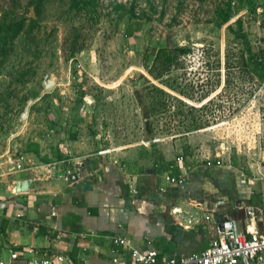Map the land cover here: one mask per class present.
<instances>
[{
  "label": "rangeland",
  "instance_id": "rangeland-1",
  "mask_svg": "<svg viewBox=\"0 0 264 264\" xmlns=\"http://www.w3.org/2000/svg\"><path fill=\"white\" fill-rule=\"evenodd\" d=\"M73 1L35 9L31 0H0L1 25H26L0 57V193L15 164L30 166L27 154L49 167L62 149L264 165V73L260 80L245 42L226 29L240 18L264 63V0L239 11L232 1L222 27L215 10L227 0H97L90 12ZM160 50L169 63L155 59Z\"/></svg>",
  "mask_w": 264,
  "mask_h": 264
},
{
  "label": "crops",
  "instance_id": "crops-1",
  "mask_svg": "<svg viewBox=\"0 0 264 264\" xmlns=\"http://www.w3.org/2000/svg\"><path fill=\"white\" fill-rule=\"evenodd\" d=\"M67 152L49 167L27 154L30 166L9 173L0 193V260L58 254L64 264H131L127 248H135L154 249L161 263L208 249L225 221L242 233L264 231V165ZM25 180L28 191L15 193ZM117 237L126 249L112 243Z\"/></svg>",
  "mask_w": 264,
  "mask_h": 264
},
{
  "label": "built area",
  "instance_id": "built-area-1",
  "mask_svg": "<svg viewBox=\"0 0 264 264\" xmlns=\"http://www.w3.org/2000/svg\"><path fill=\"white\" fill-rule=\"evenodd\" d=\"M182 160V157L176 158L179 163ZM220 164V160L206 161L207 166H219ZM15 169H22L21 164H16ZM164 180L167 183H183L182 178L169 175H165ZM219 234V239L211 241L208 249L200 253L168 259L161 263H158V254L154 249L127 248L126 239L119 237L112 239V243L115 246L128 249L131 264H264V231H249L247 229L245 233H242L236 222L229 220L223 223L222 231ZM27 254L33 256L34 251L28 249ZM66 261V257L58 254L39 259H20L17 253H12L9 261L0 260V264H64ZM112 262L118 263L119 259L114 258Z\"/></svg>",
  "mask_w": 264,
  "mask_h": 264
},
{
  "label": "trees",
  "instance_id": "trees-1",
  "mask_svg": "<svg viewBox=\"0 0 264 264\" xmlns=\"http://www.w3.org/2000/svg\"><path fill=\"white\" fill-rule=\"evenodd\" d=\"M235 1V5H237L236 7V11L240 8H242L244 5L247 4H251L253 0H227L226 3L220 5L219 7L216 8L215 10V16H216V26L217 27H222L223 25L227 24L231 18L234 15V11L231 5V2ZM45 0H31V5L34 6L35 9H38L39 7H41L42 3H44ZM73 7L78 11H85V12H90L93 11V9L96 6L97 0H74L73 2ZM71 3V4H72ZM233 25L235 26V28H233L232 25H228L226 27V29L228 30V32H230L235 39L237 40H241L242 42H245L246 45V49L245 52L246 54H248V58H249V64L251 66H253V70L255 71V73L257 74L258 78L261 80L262 75L264 73V63H259L261 61V59H259L258 57H256L255 54H253L250 50V48L248 47V44L246 43V35L243 32V26H242V21L240 18L236 19L233 23ZM25 23L24 22H13L7 25H1L0 24V57L2 59H5L6 56L8 55V53H10L13 49L14 43L15 41L22 35L24 29H25ZM180 52L184 53L185 50L181 49ZM164 57L166 58L167 63L170 62V56L166 54V52L164 50H160L157 54H156V58H161ZM243 56L240 57L239 59L242 60ZM230 52L226 51L225 53V60H224V68H225V80H224V87L223 89L227 88L229 86V77H230V72L232 70V66H231V60H230ZM259 61V62H258ZM166 63V65H167ZM169 66V64L167 65V67ZM154 79H160V75H155ZM167 86V85H165ZM151 91H155L160 97L161 96H170L168 95L166 92H164L162 89L158 88L157 86H152V90ZM181 96L185 95L181 92L178 93ZM136 95L138 96V98L140 97V93L136 92ZM177 102L182 103L180 101L177 100ZM141 106L142 103L140 101ZM161 105V103L159 102V106ZM143 108V107H142ZM143 115L146 116L147 114L145 113V111L143 112Z\"/></svg>",
  "mask_w": 264,
  "mask_h": 264
},
{
  "label": "water",
  "instance_id": "water-1",
  "mask_svg": "<svg viewBox=\"0 0 264 264\" xmlns=\"http://www.w3.org/2000/svg\"><path fill=\"white\" fill-rule=\"evenodd\" d=\"M46 92H49V89L46 87H44ZM87 102H89L88 100H86ZM32 104V101H28L26 107L24 108V113H28L29 110V106ZM31 185V181L30 180H25V181H19L16 183L15 188H14V192L15 193H26L29 189V186ZM220 231H222V224L219 225Z\"/></svg>",
  "mask_w": 264,
  "mask_h": 264
}]
</instances>
